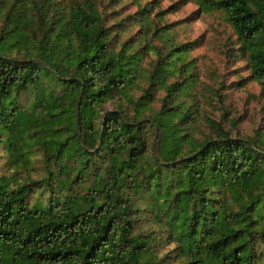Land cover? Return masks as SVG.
Masks as SVG:
<instances>
[{"label":"trees","instance_id":"obj_1","mask_svg":"<svg viewBox=\"0 0 264 264\" xmlns=\"http://www.w3.org/2000/svg\"><path fill=\"white\" fill-rule=\"evenodd\" d=\"M202 3L224 12L264 98V0ZM109 29L93 0H0V144L11 168L32 146L43 156L37 179L0 176V264H264V137L207 118L211 133L184 149L183 44L157 53L132 115L101 113L140 60ZM174 69L183 79L167 83Z\"/></svg>","mask_w":264,"mask_h":264},{"label":"rangeland","instance_id":"obj_2","mask_svg":"<svg viewBox=\"0 0 264 264\" xmlns=\"http://www.w3.org/2000/svg\"><path fill=\"white\" fill-rule=\"evenodd\" d=\"M93 1L104 22L110 25L112 48L136 50L140 57L133 83L125 92L116 93L102 103L101 113L121 105L127 115H132V99L148 85L157 53L165 51L171 43L183 44L186 50L179 62L190 64L192 76L189 90L183 91L179 99L186 105L191 104L194 112V120L184 130L188 137L184 149L211 133L207 118L220 121L232 135L264 137V98L260 94V82L252 77L247 58L239 51L236 33L220 8L207 7L202 0ZM157 27L165 32L159 34ZM180 78L183 76L174 69L166 82ZM164 95L165 90L160 86L151 89L145 113L152 117ZM24 98L28 101L31 95L23 93L21 99ZM148 143L147 155L152 159L157 144V133L153 134L152 129H148ZM29 157L26 167L11 168L0 144V176L18 180L41 177L43 156L38 145L30 148Z\"/></svg>","mask_w":264,"mask_h":264}]
</instances>
